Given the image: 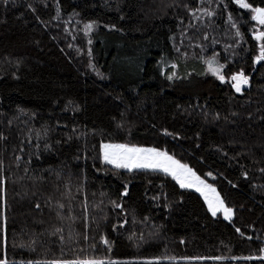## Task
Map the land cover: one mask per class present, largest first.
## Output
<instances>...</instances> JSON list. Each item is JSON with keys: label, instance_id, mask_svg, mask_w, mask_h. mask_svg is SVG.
<instances>
[{"label": "trees", "instance_id": "1", "mask_svg": "<svg viewBox=\"0 0 264 264\" xmlns=\"http://www.w3.org/2000/svg\"><path fill=\"white\" fill-rule=\"evenodd\" d=\"M224 1L204 57L248 76L241 93L196 54L199 0H0V259L264 264L243 259L264 255V26ZM102 143L168 152L234 218L164 173L105 164Z\"/></svg>", "mask_w": 264, "mask_h": 264}, {"label": "snow or ice", "instance_id": "2", "mask_svg": "<svg viewBox=\"0 0 264 264\" xmlns=\"http://www.w3.org/2000/svg\"><path fill=\"white\" fill-rule=\"evenodd\" d=\"M7 2V0H5ZM235 3L241 9L250 10L253 13L251 19L256 21L259 25L264 26V7H254L247 0H235ZM211 15V13H208ZM231 19V17H229ZM93 25L86 26L88 30H91ZM239 35V32H237ZM257 41H264V32L258 31L255 36ZM257 62L264 61V43L260 44V53L256 58ZM208 68L213 75L217 76L220 81H224L225 77L221 74L222 66H217L215 58L207 61ZM175 67V65H173ZM168 79H172L169 76ZM231 81H233V87L237 93L242 90V85L249 84V77L243 72L232 75ZM100 151L103 162L108 165H112L117 169H125L129 172L133 170H151L154 172H161L167 176H170L182 189H194L196 192L204 198L207 204L208 211L212 216H216L217 213H223L225 220H231L233 216V209L225 206L223 199H221L216 188L205 182L192 168L187 164L181 163L175 159L166 151H161L156 148H143L136 146H129L128 144H113L102 143L100 145ZM264 171V169H261ZM211 175V173H209ZM127 195V192L124 193ZM115 203V202H113ZM39 207V205H37ZM63 207V205H61ZM120 207V205H116ZM59 231V229H57ZM240 230L237 229V232ZM251 239V237H248ZM108 243L107 240L104 241ZM264 253V249L260 250ZM199 259V258H196ZM216 260H223L224 257H214ZM235 259V258H233ZM246 260L260 259L264 260V255L243 257ZM0 264H7V260L0 259ZM49 264H105L103 260L95 259H77V260H63V261H50ZM115 264V262H113ZM147 264H159V261H148Z\"/></svg>", "mask_w": 264, "mask_h": 264}, {"label": "rangeland", "instance_id": "3", "mask_svg": "<svg viewBox=\"0 0 264 264\" xmlns=\"http://www.w3.org/2000/svg\"><path fill=\"white\" fill-rule=\"evenodd\" d=\"M238 6V4H236ZM239 7V6H238ZM240 8V7H239ZM241 9V8H240ZM243 10H247V9H243ZM249 11V13L251 14L250 16L252 17L253 13L250 12V10H247ZM208 13H211V15H208ZM224 13H227L228 14V9L226 8L225 6V1L224 0H199V6L197 8H195L193 11H192V14L193 15V19L194 20V25L190 26V28L192 29V31L194 32V35L195 37H197V41L196 39H190L194 44V42L196 44H198L199 42H201V44L198 45V51H196V54L197 55H200L201 57L204 58V62L206 64V69H207V73L209 75H212L214 76L217 80H219L217 78V76L213 75L212 72L209 70L208 68V64H207V61L209 60H212L213 58H215V61H216V65L217 66H222L221 68V74L224 75V66L221 64L220 62V59H219V56L215 53L209 57H204L206 55V45L207 43H209L212 39V31L214 30V28L216 29V27L218 25H215L216 23H219L220 20L222 19L223 20V15ZM229 17H231V19H229ZM228 18V22L229 23H232V26L234 27L235 31L232 35V37L234 38V35L236 34V36H238V38H240L239 35H237V31H236V28L238 27V24L237 22H235V20L232 18L231 15H228L227 16ZM252 20V19H251ZM234 21V23H233ZM258 27L262 26V25H259L256 21L252 20ZM198 24L201 25V27H204L206 25V28L207 30L205 29V31H201V32H204V37L202 38V33L200 34V28L198 27ZM87 26V25H86ZM86 26H83L81 27V30L85 33H92L93 32V27L91 30H88L86 28ZM213 26H216V27H213ZM77 30H80V27L77 29ZM208 31V32H206ZM239 32V31H238ZM188 33V31L186 32H183L181 34L182 36V39L184 40L186 34ZM209 34V35H208ZM189 35H192V34H189ZM201 36V37H200ZM206 43V44H205ZM193 44H187V43H183L181 46L182 47H186L184 49H187V48H193ZM195 46V44H194ZM236 75V74H235ZM225 77V75H224ZM220 81V80H219ZM222 82V81H220ZM229 83L231 85H233V81H231V77H225V80L222 82V83ZM248 87V85H242V90L241 92H243V90ZM234 88V87H233ZM235 90V88H234ZM240 92V93H241ZM113 144H118V143H113ZM130 146V145H129ZM136 147H139V146H136ZM143 148H151V147H143ZM101 158H102V155H101ZM103 161V159H102ZM112 166V165H110ZM113 167V166H112ZM115 168V167H114ZM125 170V169H123ZM135 171V170H133ZM194 171V170H193ZM198 175V174H197ZM200 176V175H199ZM201 177V176H200ZM202 179L205 180L206 183L210 184L205 178L201 177ZM211 185V184H210ZM214 187V186H213ZM216 188V187H215ZM190 190H193L195 191L194 189H190ZM217 190V188H216ZM196 192V191H195ZM218 192V190H217ZM198 193V192H197ZM219 193V192H218ZM200 194V193H198ZM220 195V194H219ZM202 197V196H201ZM221 197V196H220ZM203 198V197H202ZM222 199V198H221ZM204 200V198H203ZM205 202V201H204ZM206 204V203H205ZM207 206V204H206ZM226 206V205H225ZM222 216L223 217V213H217L216 216ZM235 214H234V210H233V216L231 218V220L234 218ZM224 218V217H223ZM231 220H228V221H231Z\"/></svg>", "mask_w": 264, "mask_h": 264}]
</instances>
